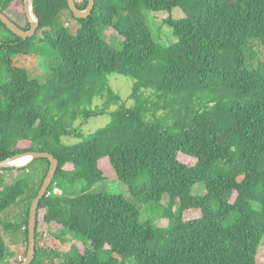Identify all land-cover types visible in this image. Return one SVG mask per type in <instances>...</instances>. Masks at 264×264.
I'll list each match as a JSON object with an SVG mask.
<instances>
[{
    "label": "trees",
    "instance_id": "trees-1",
    "mask_svg": "<svg viewBox=\"0 0 264 264\" xmlns=\"http://www.w3.org/2000/svg\"><path fill=\"white\" fill-rule=\"evenodd\" d=\"M32 6L39 22L32 37L22 39L0 19L9 32L0 39V161L27 151L59 160L40 201L31 264H264L257 259L264 240V0H96L87 18H76L68 0ZM176 8L183 17L172 16ZM0 10L30 29L25 0H0ZM65 10L72 27L62 21ZM146 10L169 13L164 22L174 42L155 39ZM108 28L121 37L120 48L106 39ZM23 56L49 57L50 77L41 82L18 65ZM115 74L134 79L135 104L109 111L121 101L109 84ZM98 97L106 100L94 108ZM106 113L111 121L83 141H63L81 136L78 118ZM39 161L47 170L34 181L27 172ZM49 167L37 158L0 169V263L5 232L20 226L2 214L24 200L25 258L30 207ZM10 170L20 177L8 183L3 172ZM109 177L130 195L89 192ZM79 181L83 193L75 195ZM198 184L204 193L195 192ZM165 195L168 225L141 220L143 205L161 204ZM190 210L200 216L186 219Z\"/></svg>",
    "mask_w": 264,
    "mask_h": 264
},
{
    "label": "rangeland",
    "instance_id": "rangeland-1",
    "mask_svg": "<svg viewBox=\"0 0 264 264\" xmlns=\"http://www.w3.org/2000/svg\"><path fill=\"white\" fill-rule=\"evenodd\" d=\"M83 0H77V2H82ZM146 20L148 25L150 26L153 35L157 41L162 43L163 45H169L175 41V37L172 32V28L168 26L164 19L169 15L166 12L156 13L153 11L146 10L145 12ZM172 16L174 18L183 17L184 14L181 9H174ZM35 18V17H34ZM62 21L67 26H73L74 20L70 17V11L65 10L62 14ZM105 37L106 39L116 48L121 47V43H119L121 37L117 34V32L111 28L105 29ZM9 35V32L6 31L2 26H0V39L2 36ZM16 62L20 66L27 67L34 77H37L41 82H44L50 75L51 71V59L47 56H23L21 58H16ZM110 87L113 91H115L120 97L121 101L118 103H112L108 106L109 111L116 110L120 105L124 104L126 106H132L135 104V100L130 98V94L133 90L134 79L130 76L115 74L109 79ZM148 93V92H146ZM106 98V97H105ZM105 98L98 97L93 103V107H102L104 105ZM111 121V116L109 113L92 116L89 120H84V118L80 117L74 121L73 126H79L81 129V136H66L63 137V141L65 143H76L83 141L86 139L91 133L95 132L98 128L106 126ZM182 160H185L188 163H194V160L188 157H180ZM69 166V164H67ZM35 168L28 171L27 174L34 181H39L42 176L45 174L47 170V162L39 161L34 165ZM3 175L6 178L8 183L14 182L20 177V174L16 170H10L3 172ZM85 183L83 181H79L78 184L73 188L75 195H80L83 193V186ZM60 193V190H56ZM91 193H108V194H119L128 196L130 195V190L127 184L121 182L120 180L109 177L101 182L95 184L90 191ZM196 193H204L205 187L204 184H198L195 186ZM24 200H20L18 203L14 204L7 211L2 214V217L11 221L12 223H18L19 228L10 229L5 232V239L7 242V250H6V259L2 261L0 264H19L21 260H24V252L27 247V242L25 241V222L24 213L25 208L23 207ZM169 197L165 195L162 199L161 204L159 203H148L144 204L143 210L141 211V220H151L154 223H157L161 226H167L169 220L167 218H163L161 215L168 207ZM175 213L178 212V204L173 208ZM200 216V212L198 210H190L186 211L184 217L186 219L196 218ZM54 228H52L53 230ZM66 232V231H65ZM65 232L63 229L57 230V234L61 237L66 238ZM46 236L54 238V234L46 233ZM258 261L264 260V240L261 243L257 256Z\"/></svg>",
    "mask_w": 264,
    "mask_h": 264
},
{
    "label": "water",
    "instance_id": "water-1",
    "mask_svg": "<svg viewBox=\"0 0 264 264\" xmlns=\"http://www.w3.org/2000/svg\"><path fill=\"white\" fill-rule=\"evenodd\" d=\"M96 0H89L88 5L85 9H81L78 7L76 0H68V4L70 6V9L73 11L74 16L76 18H87L95 4ZM33 0H25V12L26 15L30 21L31 27L28 30L22 29L19 25H17L6 13L2 12L0 10V19L5 24V26L11 30L14 34L21 37L22 39H27L28 37H32L35 35L36 30L39 26L38 19L35 17L33 13V6H32ZM35 17V18H34ZM24 156H30V159L24 163V164H15L14 162ZM37 158H47L50 160V167L47 172V175L45 176L43 180V184L33 200L31 207H30V213H29V246L27 250V254L24 258L23 264H31L35 258L36 254V226H37V218H38V209L40 205L41 199L46 194L50 184L52 183L58 166H59V160L49 151H27L24 153H18L16 155H13L11 157H8L2 161H0V169L5 167H22L28 165L30 162H32L34 159Z\"/></svg>",
    "mask_w": 264,
    "mask_h": 264
},
{
    "label": "bare ground",
    "instance_id": "bare-ground-1",
    "mask_svg": "<svg viewBox=\"0 0 264 264\" xmlns=\"http://www.w3.org/2000/svg\"><path fill=\"white\" fill-rule=\"evenodd\" d=\"M30 159V156H24L18 160H16L14 163L15 164H24Z\"/></svg>",
    "mask_w": 264,
    "mask_h": 264
},
{
    "label": "flooded vegetation",
    "instance_id": "flooded-vegetation-1",
    "mask_svg": "<svg viewBox=\"0 0 264 264\" xmlns=\"http://www.w3.org/2000/svg\"><path fill=\"white\" fill-rule=\"evenodd\" d=\"M77 1V0H76Z\"/></svg>",
    "mask_w": 264,
    "mask_h": 264
}]
</instances>
